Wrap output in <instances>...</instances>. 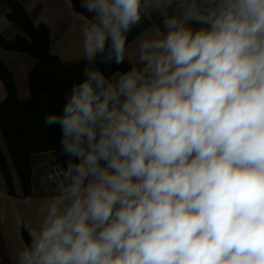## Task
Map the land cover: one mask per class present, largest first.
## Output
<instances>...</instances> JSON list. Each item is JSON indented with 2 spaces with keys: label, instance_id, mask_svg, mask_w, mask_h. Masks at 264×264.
Segmentation results:
<instances>
[{
  "label": "clouds",
  "instance_id": "clouds-1",
  "mask_svg": "<svg viewBox=\"0 0 264 264\" xmlns=\"http://www.w3.org/2000/svg\"><path fill=\"white\" fill-rule=\"evenodd\" d=\"M80 2L89 65L163 27L44 117L67 159L16 264H264V0Z\"/></svg>",
  "mask_w": 264,
  "mask_h": 264
},
{
  "label": "crops",
  "instance_id": "crops-1",
  "mask_svg": "<svg viewBox=\"0 0 264 264\" xmlns=\"http://www.w3.org/2000/svg\"><path fill=\"white\" fill-rule=\"evenodd\" d=\"M16 1L35 26L44 25L49 29V50L52 56L67 66L86 63L82 59L80 29L88 23L84 17L90 20L92 14L81 7L80 0ZM10 13L11 8L0 0V40L7 44H12L17 38L29 40L26 32L10 19ZM81 13L83 15H80ZM156 25L163 27L162 17L158 13L153 14L151 21L142 20L141 24L128 34L125 62L129 67L130 61H134L137 54L138 38H144L153 32ZM99 58L98 56L97 60ZM0 61L12 76L17 99L20 102L29 101V74L37 64L36 59L20 51L7 50L0 44ZM7 96L6 87L0 78V101H4ZM0 149L6 158L11 178L10 186L0 170V264H16L17 253L27 246L25 235L30 240L29 230L38 222L42 202L53 193L43 179L40 169L36 168L34 159L30 163V190L24 191L1 128Z\"/></svg>",
  "mask_w": 264,
  "mask_h": 264
},
{
  "label": "trees",
  "instance_id": "trees-1",
  "mask_svg": "<svg viewBox=\"0 0 264 264\" xmlns=\"http://www.w3.org/2000/svg\"><path fill=\"white\" fill-rule=\"evenodd\" d=\"M11 8L10 19L21 27L29 37L17 38L12 44L0 40L7 50L20 51L36 59L37 64L29 74L31 98L27 102L17 99L12 76L0 61V78L8 96L0 101V128L13 164L18 172L24 191L31 185V160L38 154L53 151L58 161L65 163L67 157L60 152V130L58 126L46 127L44 117L60 113L65 104V93L74 84L84 79L86 67H96L110 76L115 71H126L129 66L104 64L99 58L94 65L86 63L67 66L50 54L49 29L35 26L16 0H3ZM33 161V160H32ZM0 170L11 186L6 158L0 149ZM27 245L30 240L25 235Z\"/></svg>",
  "mask_w": 264,
  "mask_h": 264
},
{
  "label": "built area",
  "instance_id": "built-area-1",
  "mask_svg": "<svg viewBox=\"0 0 264 264\" xmlns=\"http://www.w3.org/2000/svg\"><path fill=\"white\" fill-rule=\"evenodd\" d=\"M35 166L36 168L40 169L43 175V179L46 181L48 186L51 188L52 185L48 183V174L52 171L55 167L63 165L58 159L56 158L53 151L43 152L38 154L34 157Z\"/></svg>",
  "mask_w": 264,
  "mask_h": 264
}]
</instances>
